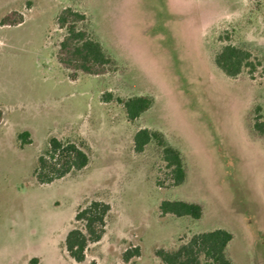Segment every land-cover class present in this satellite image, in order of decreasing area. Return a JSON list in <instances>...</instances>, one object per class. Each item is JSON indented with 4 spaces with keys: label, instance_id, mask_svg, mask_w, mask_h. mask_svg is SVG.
<instances>
[{
    "label": "rangeland",
    "instance_id": "obj_1",
    "mask_svg": "<svg viewBox=\"0 0 264 264\" xmlns=\"http://www.w3.org/2000/svg\"><path fill=\"white\" fill-rule=\"evenodd\" d=\"M66 7L112 60L105 74L72 81L57 63ZM11 11L23 21L0 26V264H162L156 250L216 229L232 236L233 264H264V133L254 128L264 129V0H0V20ZM225 45L250 52L253 67L225 76L214 63ZM136 96L152 104L129 122L117 100ZM142 128L179 151L183 183L172 185L155 141L134 152ZM23 131L31 143L20 147ZM52 137L88 164L39 184ZM92 200L109 210L76 263L64 238ZM162 201L197 203L201 216L161 215Z\"/></svg>",
    "mask_w": 264,
    "mask_h": 264
},
{
    "label": "trees",
    "instance_id": "obj_2",
    "mask_svg": "<svg viewBox=\"0 0 264 264\" xmlns=\"http://www.w3.org/2000/svg\"><path fill=\"white\" fill-rule=\"evenodd\" d=\"M22 21V14L11 11L0 20V26H15ZM84 21L85 15L70 7L62 9L55 19L57 27L65 32L58 44L56 61L62 68L69 71L68 78L72 81L77 78L79 73L90 76L103 75L112 65V60L103 52L101 45L81 27ZM253 59L250 52L232 45H225L215 56L214 63L225 76L234 78L240 74L244 67H253ZM110 97L108 94L103 101L109 102ZM117 101L123 106L129 122L139 118L152 104L151 99L145 96L118 99ZM1 119L2 112L0 110V121ZM254 128L264 133L262 123L255 122ZM17 140L20 147L31 143L27 131L19 133ZM151 141H155L161 149L165 167L169 170L173 180L172 185L178 186L183 183L186 173L180 153L165 141L160 132L150 131L146 128L136 131L133 136L134 152L141 153ZM87 164L88 155L80 146L52 137L48 140L47 148L37 158L33 177L39 184H50L72 172L82 170ZM108 210L107 204L92 200L76 212L74 220L82 226L69 230L64 238L65 251L76 263H82L85 260L88 245L101 238ZM201 210L197 203L162 201L159 204L161 215L172 214L176 217L189 216L198 219L201 216ZM231 239V234L223 229L198 233L173 251L156 250L155 256L160 259L162 264H203V262L233 264L225 252ZM134 255H138L137 249L134 250V254L124 253L123 258L127 260ZM89 264L95 263L90 262Z\"/></svg>",
    "mask_w": 264,
    "mask_h": 264
}]
</instances>
